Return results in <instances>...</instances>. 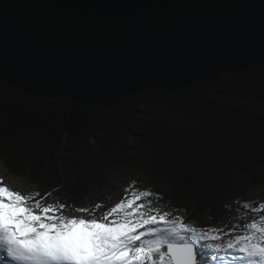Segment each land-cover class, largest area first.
I'll return each instance as SVG.
<instances>
[{
	"label": "trees",
	"instance_id": "obj_1",
	"mask_svg": "<svg viewBox=\"0 0 264 264\" xmlns=\"http://www.w3.org/2000/svg\"><path fill=\"white\" fill-rule=\"evenodd\" d=\"M156 103L168 117L145 106ZM132 139L150 147L166 204H188L190 220L227 227L247 209L244 195L264 186V64L176 92L133 93L110 108L41 97L0 77V158L57 208H84L94 191L118 190V161L132 157Z\"/></svg>",
	"mask_w": 264,
	"mask_h": 264
},
{
	"label": "water",
	"instance_id": "obj_2",
	"mask_svg": "<svg viewBox=\"0 0 264 264\" xmlns=\"http://www.w3.org/2000/svg\"><path fill=\"white\" fill-rule=\"evenodd\" d=\"M264 64V0H0V77L113 107Z\"/></svg>",
	"mask_w": 264,
	"mask_h": 264
},
{
	"label": "snow or ice",
	"instance_id": "obj_3",
	"mask_svg": "<svg viewBox=\"0 0 264 264\" xmlns=\"http://www.w3.org/2000/svg\"><path fill=\"white\" fill-rule=\"evenodd\" d=\"M152 195L141 191L127 203H116L101 217L85 219L61 214L64 204L58 208L44 205L0 186V253L11 264H198L200 242L221 241L220 235L210 234L220 230L183 223V218L169 219L170 213L160 214L159 209L149 206L150 200L148 204L136 203ZM260 207L264 211V205ZM145 226L146 231H138ZM239 227L243 235L228 239L226 248L242 254V264H264V215ZM206 247L222 250L219 243ZM211 259L215 261L216 255Z\"/></svg>",
	"mask_w": 264,
	"mask_h": 264
},
{
	"label": "rangeland",
	"instance_id": "obj_4",
	"mask_svg": "<svg viewBox=\"0 0 264 264\" xmlns=\"http://www.w3.org/2000/svg\"><path fill=\"white\" fill-rule=\"evenodd\" d=\"M146 92V91H145ZM149 109L156 115L157 118L163 119L168 117L170 114L169 110L162 106L159 103L150 105L146 104ZM192 111H200L197 114H204L203 110L191 109ZM132 148L128 151L129 155L132 157H126L123 160L118 161L120 163V174L114 179L116 184L119 186L118 190H113L110 187L105 188L101 191H94L91 198L84 203V209H89L88 212L81 213L79 211L69 212L67 210H62L61 214L68 217H83L85 219H91L93 216L99 218L105 211H109L116 203L124 200L127 203V200L134 199L135 196H138L141 191H149L153 195L151 197H145L141 200H137V204H148L149 200L151 204L149 205L153 209H159L160 214L163 212L170 213L169 219L179 220L183 218V223H190L193 226L205 228V229H219L220 231L210 233L217 234L222 237L221 241H201L198 246L201 248V255L204 256L201 259L200 264H242L239 257L242 255L233 249L226 248V242L228 239H234L235 235H243L241 229L242 225L250 223L252 220H259L264 211L261 209V205H264V186L257 189H250V192H247L244 195L246 210L240 212L238 218L233 220L227 227L221 228L215 226L210 220L205 219L199 221L198 219H193L190 222V212L191 208L188 204L182 202H176L166 204L163 200V186H161L155 179L150 175V165L153 161V154L150 152V147H146L145 144L139 143L136 139L131 140ZM132 149V150H131ZM134 149V151H133ZM259 173L264 176V167L258 168ZM0 186H7L10 190L18 191L22 194H34L29 188L30 182L27 177L21 174L10 173L7 164L0 158ZM249 189V188H248ZM35 195H32L34 197ZM42 204H54V201L51 196L44 198H37ZM93 201V202H90ZM99 204L101 207L96 208L95 206ZM153 215L156 213L153 212ZM120 216H123V212L120 213ZM112 219V217H109ZM237 226V227H233ZM147 226L144 228L138 229V231H146ZM209 243H219L222 245V250L219 252L214 251L206 247ZM216 255L217 259L213 261L211 257ZM198 256V251H197ZM224 256L225 259L221 260L220 257ZM236 257V259H233ZM3 260V261H2ZM0 263L9 264L8 258L3 253H0Z\"/></svg>",
	"mask_w": 264,
	"mask_h": 264
},
{
	"label": "bare ground",
	"instance_id": "obj_5",
	"mask_svg": "<svg viewBox=\"0 0 264 264\" xmlns=\"http://www.w3.org/2000/svg\"><path fill=\"white\" fill-rule=\"evenodd\" d=\"M9 260V259H8ZM3 261V260H2ZM0 264H5V263H0Z\"/></svg>",
	"mask_w": 264,
	"mask_h": 264
}]
</instances>
